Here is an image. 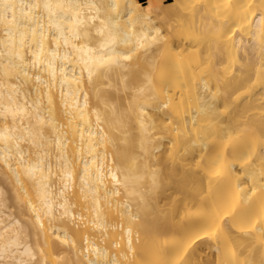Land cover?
<instances>
[{
  "label": "bare ground",
  "instance_id": "1",
  "mask_svg": "<svg viewBox=\"0 0 264 264\" xmlns=\"http://www.w3.org/2000/svg\"><path fill=\"white\" fill-rule=\"evenodd\" d=\"M197 2L0 0V264H264V0Z\"/></svg>",
  "mask_w": 264,
  "mask_h": 264
},
{
  "label": "rangeland",
  "instance_id": "2",
  "mask_svg": "<svg viewBox=\"0 0 264 264\" xmlns=\"http://www.w3.org/2000/svg\"><path fill=\"white\" fill-rule=\"evenodd\" d=\"M142 1L145 2L146 0H142ZM168 1H171V0H167V2H168ZM199 1H200V0H198L197 3H199ZM220 10H221V9H220ZM206 11H207V10H206ZM206 11H204L203 14H202L203 11H201V12L199 11L200 13H199V12H198V13H199V15H200V14L204 15ZM209 11H210V10H208L207 12L209 13ZM213 12H214V11H213ZM213 12H211V14H212V15L214 16V18H215V16H216L215 14H219V12H218V11H217V12L215 11V14H213ZM198 13H197V14H198ZM208 13H207V15L205 14V17L208 16ZM222 13H223V12H222ZM188 14H189V13H188ZM197 14H196V16H197ZM211 14H210V15H211ZM186 15H187V14H186ZM210 15H209V17H207L205 20L209 19V18L212 16V15H211V16H210ZM189 16H190V15H189ZM191 16H192V15H191ZM193 16H194V15H193ZM193 16L191 17V19L193 18ZM200 16H201V15H200ZM200 16H199V17H200ZM221 16H223V15L221 14ZM199 17L197 16V18H199ZM202 17H204V16H202ZM202 17H200V19H201ZM205 17H204V18H205ZM197 18L194 17L193 19H196V21H195V20H194V21L198 23L199 21H197ZM216 18H218V17H216ZM216 18H215V23L218 24V22H216ZM219 18H220V17H219ZM181 19H182V18H181ZM184 19H185V18H184ZM184 19H183V20H184ZM201 20H202V19H201ZM210 20H212V19L210 18ZM210 20H207V22H208V21L210 22ZM224 20H226V19H224ZM180 21H181V22H179V23H182V25H183L182 20H180ZM184 21H185V20H184ZM188 21H191V20H188ZM188 21H187V22H188ZM194 21H193V24L195 23ZM203 22H204V20H203ZM205 22H206V21H205ZM209 22H208V23H209ZM175 23H178V22H175ZM185 23H186V22H185ZM185 23H184V24H185ZM191 23H192V22H191ZM197 23H196V24H197ZM201 23H202V22H200V25H201ZM211 23H212V25H214V26H213V27L210 26V27L212 28V30H209V29H211V28H208L207 31H208L209 33H208L207 31H206V33H204V31H205L206 28H205V29H203V28L200 29V26H199V28L197 27V28L199 29V33L201 32V33H203V35H205V36H203V37L201 36V37H202L203 39L206 38V40L208 39L209 41H212V42L215 41V42H216V43L213 42L214 44H213L212 42H209V45H210V43H211V45H215V44L218 45V43H219V44H222V43L225 41V40H224L225 38H223V41H222V39H220V38H222V37L219 36V37H220L219 40H221L222 42H221V41L219 42V40H218L217 38H215V37H214V39L212 38V37L214 36V34H213L214 32H213V31L216 30V29H215V25H216V24H215V23L213 24V20H212ZM221 24H222V23H221ZM203 25H204V23L201 25V27H203ZM226 25H227V24H226ZM226 25H225V29L227 28ZM178 26H179V25H178ZM185 26H187V24H186ZM189 26H190V25H188V27H189ZM191 26H192V25H191ZM196 26H197V25H195L194 27H196ZM179 27H180V26H179ZM182 27L184 28V25L181 26V27L179 28V31H182V30L184 31V30H185V29H183ZM204 27H205V26H204ZM206 27H207V26H206ZM208 27H209V24H208ZM220 27H221V26H220ZM223 27H224V26L222 25L221 28L223 29ZM230 27H231V26H230ZM232 27H234V26L232 25ZM232 27H231V28H232ZM197 28H196V29H197ZM221 28H219V29H221ZM231 28H230V29H231ZM189 29H190V28H189ZM196 29H195V32L198 31V29H197V30H196ZM230 29H229V26H228V31H229ZM237 29H238V28H237ZM237 29H236V27H234V30H236V32H237ZM202 30H204V31H202ZM223 30H224V29H223ZM239 30H240V28H239ZM244 30H245V29H244ZM185 31H186V30H185ZM185 31H184V32H185ZM211 31H212V33H210ZM191 32L194 33V30H191ZM221 32L224 34V31H221ZM230 32H231V31H230ZM232 32H233V30H232ZM236 32H235V33L233 32V33H234L235 35H238V33L236 34ZM238 32H239V31H238ZM245 32L247 33L246 30H245ZM179 33H180V32H179ZM185 33H187V32H185ZM218 33H220V32H218ZM233 33H232V35H233ZM239 33H240V32H239ZM220 34H221V33H220ZM181 35H182V34H181ZM185 35H186V34H185ZM185 35H184V36H185ZM187 35H188V34H187ZM189 35H190V33H189ZM195 35H199V34L196 33ZM201 35H202V34H201ZM210 35H211V36H210ZM240 35H241V34H240ZM242 35H243V34H242ZM245 35H246V34H245ZM184 36H183V39L185 38ZM190 36H192V35H190ZM199 36H200V35H199ZM215 36H216V35H215ZM221 36H222V34H221ZM227 36H228V35H227ZM186 37H187V36H186ZM209 37H210V38H209ZM223 37H225V36H223ZM181 38H182V37H181ZM191 38H192V37H191ZM193 38H194V37H193ZM185 39H190V38H189V36H188V38H185ZM199 39H200V38H199ZM212 39H213V40H212ZM215 39H216L217 41H216ZM195 40H196V39H195ZM206 40H204V41H206ZM187 41H188V40H186V42H187ZM189 41H190V40H189ZM197 41H198V44H199V40H197ZM200 41H202V40H200ZM226 41H227V40H226ZM217 42H218V43H217ZM202 43H205V44H206V42H202ZM207 43H208V42H207ZM225 43H226V42H224L223 44H225ZM233 43H234V42H233ZM195 44H196V43H195ZM200 44H201V42H200ZM234 44H235V43H234ZM245 44H246V43H245ZM206 45H207V44H206ZM247 45H248V44H247ZM247 45H246V46H247ZM262 45H264V44H262ZM202 46H203V48H205V47H204L205 45H202ZM207 46H208V45H207ZM248 46H249V45H248ZM208 47H209V46H208ZM216 47H220V48H219V49H215ZM216 47L214 48V51H215V54L218 55V56H217V57H218V60H217V58H213V57H212V58H213V59H216L217 61L221 62L222 64H221V63L219 64V62L217 63L216 60H212L211 58L209 59L210 56H208V59H209L210 62H209L207 59L204 60L205 58H207V55H209V54H208V52H206L207 55L205 54V56H204V54H203V53H205V50L207 51V49H205V50L202 49V51L204 50V52L201 51L202 54H203V56H204V57L202 56V57H203V61H205V62L208 61V62L210 63V65H211V67H212V65L215 64L214 61H215L217 64H219V65H217V67H220V68H217V72H215L214 68L212 69V68L210 67V69L212 70V72H213V70H214V72H213L211 75L216 74V73L219 74V73H218V72H219L218 69H222V70H223L224 68L226 69V66H225V65L227 64L226 61L229 62V59H228V58H229L230 56H233V58H234V59L231 58V60H235V58H238V57H239V60H241V59H245L246 57H248V59H245V61H243V62L246 63V60H248L249 67H246L247 65H242V66H243V68H242L243 71L241 70V71H242V74L244 73V71L246 72L247 68L250 69L251 66H253V68H252V70H253V69L255 68V66H256V68H257V65H256V64H258V62L263 63V61H264L263 58L261 59L262 55L264 54L263 50H259V51H260V54L258 53L259 51L257 50L256 53H258L259 55L257 54V55L255 56V54H256V53H255V54L253 55L254 58H251L252 56L247 55L245 58H242V57H241V59H240V55H239V56H236V55H237V53H236L237 50H235V51H236V52H235L236 54L232 52L233 55H230L228 58H226L225 56L228 55V53H227V51H224V50H225V48H226L227 46L224 45L225 48H224L222 45H219V46H216ZM250 47H251V46H250ZM210 48H212V49L209 50V51L211 52V50H213V47H210ZM221 48H222V49H221ZM223 48H224V49H223ZM236 48H237V46L235 47V49H236ZM248 48H249V47H248ZM220 49H221V50H220ZM237 49H238V48H237ZM219 50H220L221 53L224 51V52L227 53V54H225L224 52H223L222 54H220V52L218 53ZM246 50H247V49H246ZM214 51H213V52H214ZM216 51H217V52H216ZM238 51H240V48L238 49ZM248 51H249V49H248ZM261 51L263 52L262 54H261ZM213 52H211V53H213ZM241 52H242V51H241ZM241 52H239V53H241ZM246 52H247V51H246ZM211 53H210V54H211ZM239 53H238V54H239ZM215 54H214V55H215ZM219 54H220L221 56H220ZM223 54H224L225 56H224ZM241 54H242L241 56L244 57L243 52H242ZM247 54H248V53H247ZM211 55H212V54H211ZM260 55H261V56H260ZM222 56H223V57H222ZM198 57H199L198 60L201 59L200 62L202 63V58H200V52H199V54H198ZM214 57H216V56H214ZM219 57H220V58H219ZM224 57L226 58V61L224 60V59H225ZM211 60H212V62H213L212 64H211ZM222 60H223V61H222ZM239 60H238V61H239ZM262 60H263V61H262ZM208 62H207V63H208ZM223 62H224L225 64H224ZM231 62H232V64H231L232 67H231V68H228V69H233V70H232L233 72H232V71H229V70H227V71L225 70V71H226L225 73H231V74H232V75H231V78H230V75H229V78H230V81H231V82H233V81L235 82L236 79H239V80L242 79V80H241V81H239V80L237 81V80H236V81H237V85H236V86H235V84H230L229 81H228V83H229L230 86L233 85V86H235V87L237 88V90H239L240 88H241L240 90H242L241 84H238V83H239V82H242V81H243V78H245V80H247V81H243L244 83L242 82L243 85L245 86V83L249 82V78L246 79V76H247V75L250 77L251 80H252L253 78H255V79L258 78V79H259V77H260L261 79H263V82H264V78H263L264 75H263V77H262V74H260L259 76H255V74H256L255 72H256V71H255V72H252V74L255 73V74H254L255 77L251 78L253 75L250 76V75L248 74V72H249V71H252V70H249V71L247 70L248 72L245 73V75H244L245 77L242 75L243 78H239V77H237L236 75L241 76V72H240V71L238 72V70H237L238 68H241V67H240V65H241L240 63H241V62H240V63L238 62L239 64H237V62H236V65H234V61H231ZM243 62H242V64H244ZM205 64H206V63H205ZM223 64H224V66H223ZM228 64H229V63H228ZM237 65H238V67H237ZM202 66H203V67H201V69H202V71H203V70H204V66H205V65H204V62H203V64H202ZM207 66H209V65L207 64ZM207 66H205V68H206L205 71H207ZM214 66H215V65H214ZM222 66H223V67H222ZM227 66H228V65H227ZM244 66H245L246 69H244ZM236 67H237V68H236ZM235 68H236V70H235ZM263 68H264V67H263ZM254 70H255V69H254ZM254 70H253V71H254ZM256 70H258V71H257L258 73L256 74V75H258L260 69H256ZM262 70H263V69H262ZM202 71H200V72H202ZM209 71H210V70H209V68H208V71H207L208 73H205V72L203 71V73H205V74H203V73H202V74L199 73V74H201L202 77H205L204 75H206V77H208V80L211 82V80H212V77H211V80H210V76H211V75L207 76V74H210ZM228 71H229V72H228ZM263 71H264V70H263ZM263 71H262V72H263ZM222 72L224 73V70H223ZM237 72H238V73H237ZM262 72H261V70H260V73H262ZM239 73H240V75H239ZM263 73H264V72H263ZM217 74L215 75V78L217 77V79H216L217 82H218L217 84H220V85H221V84L224 82V81H223V82L220 81V79H221L220 77H222V74H220L221 76H218ZM233 74H234V75H233ZM250 74H251V73H250ZM201 75H200V77H201ZM224 75H225V74H224ZM224 75H223V76H224ZM225 76H226V75H225ZM227 76H228V75H227ZM232 76H233V78H232ZM242 76H241V77H242ZM206 77H205V79L207 80ZM218 77H219L220 79H219ZM234 77H235V78H234ZM236 77H237V78H236ZM225 78H226V77H225ZM225 78H224V79H225ZM229 78H228V79H229ZM218 79H219V80H218ZM222 79H223V78H222ZM222 79H221V80H222ZM226 79H227V78H226ZM228 79H227V80H228ZM258 79L254 80V81H258ZM251 80H250V81H251ZM219 81H220V83H219ZM260 81H261V80L259 79V82H258V83L255 82L256 85L264 84V83H260ZM221 82H222V83H221ZM208 83H209V82H208ZM215 83H216V82H215ZM226 83H227V82H226V80H225V82L223 83V84H225V85H224V86H223V85L221 86L220 92H219L218 89H217V92H219V95H221V97H223V98L220 97L221 102H222V100H223L222 104L220 105V109H222L221 106H223V105L226 106V105H225L226 103H227V105H228V98L222 96V94H221V92H222V93H226V91H227V89H228V86H227L228 84H226ZM251 83H254L253 80H252ZM251 83H250V84H251ZM210 84H212V83H210ZM248 84H249V83H248ZM212 85H213V84H212ZM238 85H239V87H237ZM246 85H247V84H246ZM256 85H255V86H256ZM247 86H248V85H247ZM216 87H217V86H216ZM226 87H227V89H226ZM250 87H252V86L250 85ZM217 88H218V87H217ZM223 88H225V89H223ZM232 88H233V87H232ZM236 88H235L234 90H235L236 92H238L237 94H239L240 91H237ZM243 89H244V88H243ZM246 89H247V88H246ZM248 89H249V92H250V91H251V90H250L251 88H248ZM248 89H247V90H248ZM234 90H233V92H234ZM247 90H246V91L242 90L241 92H242V93H243V91H244V92H247ZM252 90H253V89H252ZM241 92H240V93H241ZM217 94H218V93H217ZM219 95H218V96H219ZM224 98H225V101H226V102L224 101ZM228 106H229V105H228ZM226 108H227V107H226ZM226 108H225V109H226ZM229 108H230V106H229ZM220 109H218V111H219ZM223 109H224V107H223ZM223 109H222V110H223ZM222 110H221V112H222ZM225 111H227V109L224 110V112H225ZM219 112H220V111H219ZM219 112H217L216 116L219 114ZM224 114H225V115H224ZM224 114L220 113L217 117H220V116H221V117H220L221 119H223V118H227V114H229V113L227 112V114H226V113H224ZM223 116H224V117H223ZM228 116H229V115H228ZM221 119H220V120H221ZM249 156H250V155H248V158H247V156H246L244 161H247V160L249 161ZM251 158L253 159L252 156H250V159H251ZM252 159H251V160H252ZM205 242H206V245H207V243H209V241H206V240H204V242L201 241V243H205ZM202 245H203V244H202ZM204 245H205V244H204ZM202 247H204V246H202ZM207 249H208V247H207ZM205 250H206V249H205ZM208 250H209V251H208ZM208 250H206L205 252H207V251H208L209 253L212 252L210 249H208ZM231 251L233 252V250H231ZM231 251H230V252H231ZM213 252H214V251H213ZM213 252H212V253H213ZM225 252L227 253L228 251H224V253H225ZM201 253H202V252H201ZM209 253H208L207 256H205V257H206V260H205L206 262L208 261V259H210V258L207 259V257L210 256ZM224 253H223V254H224ZM204 254H205V253H204ZM204 254H203V255H204ZM213 254H214V253H213ZM223 254H222V256L219 254V255L221 256V258L223 257ZM201 255H202V254H200V256H201ZM217 255H218V254L215 252V255H214V256L211 255V256H212L211 258H215V257H217ZM229 255H232V254H229ZM200 256H199V257H200ZM220 256H218L219 259H220ZM224 256L226 257L225 254H224ZM203 257H204V256H201V257H200L201 260H202V259H203V260L205 259V257H204V258H203ZM225 257H224L223 259L226 260L227 257H226V258H225ZM216 259H218V258H216ZM216 259H215V260H216ZM199 260H200V259H199ZM199 260H197L198 262L196 261L197 264H198L199 262H201V261H199ZM220 260L222 261V259H220ZM205 261H202V262H205ZM221 261H220V262H221ZM213 262H214V260H213ZM213 262H212L211 259H210V262H209V263H210V264H211V263L214 264ZM215 262H217V260H216ZM209 263L207 262V263H202V264H209ZM218 263H219V262H218ZM199 264H200V263H199ZM215 264H216V263H215Z\"/></svg>",
  "mask_w": 264,
  "mask_h": 264
}]
</instances>
